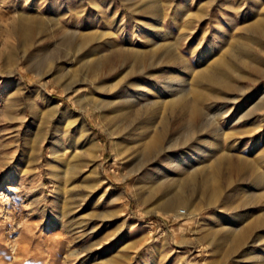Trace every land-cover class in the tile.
Masks as SVG:
<instances>
[{
	"label": "rangeland",
	"instance_id": "1",
	"mask_svg": "<svg viewBox=\"0 0 264 264\" xmlns=\"http://www.w3.org/2000/svg\"><path fill=\"white\" fill-rule=\"evenodd\" d=\"M20 16L40 21L35 45L20 47L8 33ZM85 35L93 45L78 53ZM91 46L93 56L74 60ZM117 50L142 60L118 63L121 74L109 84L82 85L89 63ZM169 54L181 61L171 73ZM230 57L224 69L219 62ZM209 73H222L216 77L229 89L208 94L198 76ZM173 77L200 116L173 125L170 150L158 158L142 138L171 123L163 88ZM118 107L136 113L122 142L107 122ZM133 120L145 125L133 130ZM205 146L246 165L243 182L223 186L218 176L216 205L198 216H164L165 200L146 208L155 166L201 169L206 162L194 153ZM164 155L181 157L169 165ZM261 176L264 0H0V264H264L263 227L230 248L243 227L236 213L246 222L264 215Z\"/></svg>",
	"mask_w": 264,
	"mask_h": 264
},
{
	"label": "bare ground",
	"instance_id": "2",
	"mask_svg": "<svg viewBox=\"0 0 264 264\" xmlns=\"http://www.w3.org/2000/svg\"><path fill=\"white\" fill-rule=\"evenodd\" d=\"M48 27H49V25H48ZM41 28H43V27H41ZM39 30H40V21L37 18H34V17L28 18V17L20 16V18H18V20H17V23L13 24V26L10 27V30L8 33L11 35H15L17 37V39L19 40V46L23 47L26 45H35L36 42H38V37H36V36H38L37 33ZM49 30H51V29H49ZM93 42H94L93 36H91V35L86 36L85 35L83 38H81L77 42V44H78L77 49L82 45H93ZM77 51L79 53L80 49H78ZM94 51H95V47L92 48V46H91L90 50H88L87 52L82 51L83 52L82 54L77 53L78 56H76L74 58V60L81 61L82 59H84L86 57L93 56L95 54ZM141 57L142 56L135 54L133 52H129V51L125 52V51H120V50L114 51L110 55H107L104 57H99L94 62L89 63V65L87 66L88 67L87 68L88 73L85 77L86 80L81 82V83H82V85L109 84L110 82L117 79L119 77V75L121 74L120 69L116 68L118 63L120 64V63H124L126 61H127V63H129V62H134V60L140 61ZM59 60H61V59H59ZM49 61H50V57L47 56L46 61H45L46 66L50 65ZM180 62H181L180 59L177 58L175 56V54L174 55H170V54L167 55V58L165 60L167 70L170 73L173 72L174 68H176V67L179 68L178 66L181 65ZM219 63L221 64V66H224V69H227V68L231 69L233 64H234V62L232 61V57H230L227 62L220 61ZM219 63L217 65H219ZM50 68H52V67H50ZM140 68H142V67H140ZM222 73H219V74H213L212 73L213 75L211 73H209V74H202V75L198 76L201 85L203 87L207 88V90L209 91L208 94L210 93L211 96L214 95V94H211L212 90H213V92H216V91H219L220 89H226V90L229 89V83L228 82H221V81H219V78L216 77V76H220V74H222ZM48 75H51V72ZM43 76H45V74H43ZM174 82H175V78L173 77L169 80L166 87L163 88L165 93L166 94L168 93L167 96L170 97L169 100L167 101V106H168L169 111H170L169 115L173 118L170 121L171 123H169V125L162 123L160 128L153 133V135L149 138L148 141H146V139L149 136H145L142 138V140H145V142L142 144L143 150L145 152H147L148 154H150L151 156H154V157L156 156L158 158H160V156H162L163 152L166 153L167 151L170 150V147H166V145H165L166 144L165 139L168 136L169 132L171 131L173 125L177 124L179 121H182L186 118H188L190 121H194L195 119H197L200 116V112L198 113V111L192 107L191 102L186 98L187 92L183 91V92L179 93V90L173 86ZM176 93H179V94H176ZM123 108H125V107L115 108L113 112H118V114H116L112 118L107 119L108 126L110 127V130H109L110 137L115 135L117 137V139L120 140V142L126 140L129 137L130 131L129 132L127 131L124 134H121V133L126 131V127H125L126 121L128 122L129 119H133V115L136 114L134 111L133 112L134 114L131 112L128 114L121 115L120 110ZM218 112L222 116L223 114H226L230 111L225 110V109H222V110L220 109V111H219V109H218ZM225 117H227V116H224L223 118L226 119ZM231 120H232V118H231ZM239 120H241V119H239ZM239 120L235 121V122H239ZM129 123H131V122H129ZM132 125H133V127H132L133 130H135V129L139 130L140 127H143L145 125V122L143 120H135V121L133 120L131 126ZM134 127H136V128L134 129ZM227 137H229V133H228V136H226V135L223 136V140H225ZM215 141H217V140H215ZM113 145H115V144L113 143L112 146ZM213 146L217 147V145H215V144ZM69 147H70V145H69ZM205 147H206L205 150H203L202 152L196 151L194 153V156H195L194 158H196L197 161H199V163H200V161L206 162V164L201 169L198 167L199 166L198 165L199 163H198V164H196L198 166L197 167L195 166L196 167L195 169H188L185 171L183 168L181 169L179 167L180 169H178V168L177 169L179 172L181 170L182 173L170 174V171H167V169L160 167V165H162V164H160V163H158L157 165L155 164L156 165L155 168L147 176V179H148L147 193L145 194V197L142 200L143 204L146 205V208L149 207V205L155 203L156 201L165 200L161 206V210L164 211L163 212L164 216L168 215L170 217H173V219L182 218V217L183 218H189V217H193V216H198V214H200L202 211L207 210L210 207L216 205V202H217L216 199H217L218 195L220 194V190H221V187H215V183H216L215 180L217 178H219L218 176L223 178V186L228 184V179H230V180L233 179L235 182L237 181L239 183L243 182V180L245 179V176H246V170H247L246 165H244L243 163H240V161L239 162L238 161L233 162L234 160H232L230 155L227 152L225 153L223 150L218 151V150H216V149H218L216 147H213V148L212 147L207 148L208 146H205ZM235 147H233L232 150ZM255 149H257V148H255ZM228 151H229V149H228ZM125 154H126V151H125V149H123V152L121 155L126 159ZM121 155H120V158L122 157ZM259 156H260V154H259ZM175 157H181V156H178V155H175V156L173 155L171 157H167L165 155L163 156V158L165 159V162H169V161L175 162L176 161ZM156 160L157 159H155V161ZM123 162H128V161H123ZM124 164H127V163H124ZM170 164L171 163L169 162V165ZM173 166H175L174 163H173ZM173 166H171L169 168H172ZM223 171H224V173H222ZM155 177H157L158 179ZM255 177H257V176L255 175ZM258 178H259V176H258ZM262 178H264V177H262ZM259 183H261V182L258 181V184H256L259 187H260V185H264V181L261 184H259ZM174 186L176 187L177 191L175 192V194L173 196H170L169 191L171 189H173ZM180 205H183V208H180ZM179 211H182V213ZM240 217H241L240 214L236 213L235 214L236 219L233 220L236 223L239 222L240 225H242L243 227L234 235V237L230 241V248L232 250L238 248L241 244H243L245 242V240L248 238V235L250 234V232L252 231L253 228L259 227V226H260V228L261 227L264 228V215H261L256 220L251 221V222H246V220H243ZM260 260L264 261V258H260Z\"/></svg>",
	"mask_w": 264,
	"mask_h": 264
}]
</instances>
